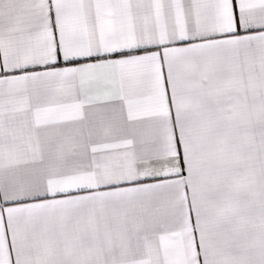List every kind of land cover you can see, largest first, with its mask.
Listing matches in <instances>:
<instances>
[{
  "label": "snow or ice",
  "instance_id": "obj_1",
  "mask_svg": "<svg viewBox=\"0 0 264 264\" xmlns=\"http://www.w3.org/2000/svg\"><path fill=\"white\" fill-rule=\"evenodd\" d=\"M0 264H264V0H0Z\"/></svg>",
  "mask_w": 264,
  "mask_h": 264
}]
</instances>
